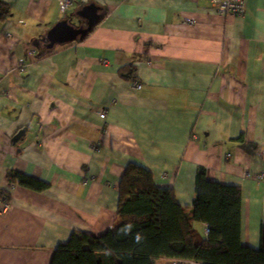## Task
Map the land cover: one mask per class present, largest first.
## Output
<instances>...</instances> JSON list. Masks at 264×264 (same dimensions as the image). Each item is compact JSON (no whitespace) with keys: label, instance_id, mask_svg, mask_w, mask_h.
Here are the masks:
<instances>
[{"label":"crops","instance_id":"crops-1","mask_svg":"<svg viewBox=\"0 0 264 264\" xmlns=\"http://www.w3.org/2000/svg\"><path fill=\"white\" fill-rule=\"evenodd\" d=\"M67 1L63 11L59 0H0V191L9 196L0 264H50L73 233L109 231L128 164L173 190L182 209L198 167L239 187L240 243L258 250L264 0H245L240 16L220 14L223 0ZM88 4L103 15L93 31L46 51L47 31L62 20L82 26L75 13ZM130 67L134 82L120 73ZM9 171L48 189L9 183Z\"/></svg>","mask_w":264,"mask_h":264},{"label":"trees","instance_id":"trees-1","mask_svg":"<svg viewBox=\"0 0 264 264\" xmlns=\"http://www.w3.org/2000/svg\"><path fill=\"white\" fill-rule=\"evenodd\" d=\"M6 13L2 4L0 19ZM120 73L134 82L132 67ZM125 168L112 228L101 237L73 233L55 249L50 264H155L163 259L264 264V226L259 230L258 250L240 243L239 187L210 182L206 170L198 167L192 206L182 209L173 190L157 188L148 170L133 164ZM7 180L35 192L48 189L46 183L14 171L7 173ZM0 199L9 201V196L0 191ZM197 224L207 228L206 236L195 230Z\"/></svg>","mask_w":264,"mask_h":264},{"label":"water","instance_id":"water-1","mask_svg":"<svg viewBox=\"0 0 264 264\" xmlns=\"http://www.w3.org/2000/svg\"><path fill=\"white\" fill-rule=\"evenodd\" d=\"M76 17L83 20V25L75 27L67 20L56 23L47 31L43 42L46 50L52 49L55 45L82 41L89 33H91L98 22L103 19L100 8L95 4L84 5L75 13ZM23 132L15 135L12 142L16 143Z\"/></svg>","mask_w":264,"mask_h":264},{"label":"built area","instance_id":"built-area-1","mask_svg":"<svg viewBox=\"0 0 264 264\" xmlns=\"http://www.w3.org/2000/svg\"><path fill=\"white\" fill-rule=\"evenodd\" d=\"M59 6L60 8L65 11L68 8H70L71 3L67 0H59ZM244 4L245 0H223V1H217L215 2V9L220 14H228L232 16H240L244 12ZM136 89H140L141 86L137 83H134ZM99 118L104 119L105 118V112L101 111L99 113ZM261 179V178H260ZM8 207V202L5 199H0V213L6 210ZM202 235H207V228L205 227ZM164 262H167V264H201L200 262L194 261V260H187V261H180V260H163ZM157 264V263H155Z\"/></svg>","mask_w":264,"mask_h":264},{"label":"rangeland","instance_id":"rangeland-1","mask_svg":"<svg viewBox=\"0 0 264 264\" xmlns=\"http://www.w3.org/2000/svg\"><path fill=\"white\" fill-rule=\"evenodd\" d=\"M158 264H159V263H158ZM160 264H167V262H164V261H163V262H160Z\"/></svg>","mask_w":264,"mask_h":264}]
</instances>
